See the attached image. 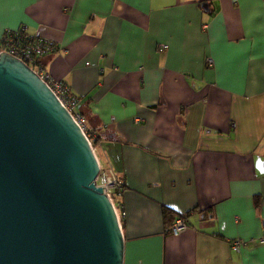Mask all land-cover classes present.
<instances>
[{"label":"crops","instance_id":"0c3cea01","mask_svg":"<svg viewBox=\"0 0 264 264\" xmlns=\"http://www.w3.org/2000/svg\"><path fill=\"white\" fill-rule=\"evenodd\" d=\"M22 27L125 182L124 264H264V0H0Z\"/></svg>","mask_w":264,"mask_h":264},{"label":"water","instance_id":"95a60500","mask_svg":"<svg viewBox=\"0 0 264 264\" xmlns=\"http://www.w3.org/2000/svg\"><path fill=\"white\" fill-rule=\"evenodd\" d=\"M99 169L47 82L0 52V264H124L121 220L95 185Z\"/></svg>","mask_w":264,"mask_h":264},{"label":"built area","instance_id":"2783aa9c","mask_svg":"<svg viewBox=\"0 0 264 264\" xmlns=\"http://www.w3.org/2000/svg\"><path fill=\"white\" fill-rule=\"evenodd\" d=\"M236 1V0H234ZM166 44H162L160 50L167 49ZM59 44L50 39H44L38 35H34L26 31L25 27L17 30L6 31L0 40V52H7L27 63L34 71H36L42 79H44L51 89L56 93L62 103L69 109L78 124L82 127L88 138L93 133L87 126V120L77 111L78 98L70 91V87L62 80L53 79L46 70L38 63V58L53 53L59 49ZM211 62V59H209ZM140 121V118H137ZM91 141V140H90ZM92 143V142H91ZM99 173L95 180L97 187H102V191L106 193L114 204L119 220L124 210L118 206L113 194H119L124 186V180L116 173L110 163H103L98 159ZM189 227V215L179 216L175 219L170 228V233L178 235ZM236 244H239L238 242ZM238 246V245H237Z\"/></svg>","mask_w":264,"mask_h":264},{"label":"trees","instance_id":"16d2710c","mask_svg":"<svg viewBox=\"0 0 264 264\" xmlns=\"http://www.w3.org/2000/svg\"><path fill=\"white\" fill-rule=\"evenodd\" d=\"M2 38V37H1ZM1 38H0V40H1ZM43 56H41V57H39L38 58V63L42 66V64H41V58H42ZM43 67V66H42ZM86 120H87V118H86V116L85 115H83L82 113H80ZM94 138V137H93ZM100 136H96L95 138H94V141H93V143H92V145H96L97 143H98V141L100 140ZM163 215H164V220H165V223H166V227H167V229H166V231L167 232H170V228H171V226H172V224L174 223V221H175V219L177 218L176 217V211H174L173 209H171L170 207H167V206H164L163 207ZM185 215H188V214H184V215H181V216H185ZM179 217V216H178Z\"/></svg>","mask_w":264,"mask_h":264},{"label":"rangeland","instance_id":"374dc122","mask_svg":"<svg viewBox=\"0 0 264 264\" xmlns=\"http://www.w3.org/2000/svg\"><path fill=\"white\" fill-rule=\"evenodd\" d=\"M93 137H94L93 135H92V137H90V140H91L92 143L94 141V138ZM93 148H94L96 154L100 157V150H99V148H97L95 145H93ZM113 199H114L115 203L118 206H120L119 198H118V195L116 193L113 194Z\"/></svg>","mask_w":264,"mask_h":264}]
</instances>
